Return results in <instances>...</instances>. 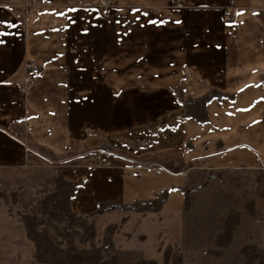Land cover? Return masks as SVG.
Masks as SVG:
<instances>
[{
	"label": "crops",
	"instance_id": "1",
	"mask_svg": "<svg viewBox=\"0 0 264 264\" xmlns=\"http://www.w3.org/2000/svg\"><path fill=\"white\" fill-rule=\"evenodd\" d=\"M72 154L87 205L165 215L215 171L257 174L264 257V0H0V168Z\"/></svg>",
	"mask_w": 264,
	"mask_h": 264
},
{
	"label": "rangeland",
	"instance_id": "2",
	"mask_svg": "<svg viewBox=\"0 0 264 264\" xmlns=\"http://www.w3.org/2000/svg\"><path fill=\"white\" fill-rule=\"evenodd\" d=\"M73 154L0 168V264H264L257 174L215 171L165 215L162 197L87 205Z\"/></svg>",
	"mask_w": 264,
	"mask_h": 264
},
{
	"label": "built area",
	"instance_id": "3",
	"mask_svg": "<svg viewBox=\"0 0 264 264\" xmlns=\"http://www.w3.org/2000/svg\"><path fill=\"white\" fill-rule=\"evenodd\" d=\"M30 4H39V5H50L52 3V0H27ZM110 0H99V4L101 7L106 8L109 5ZM225 20L227 22H232L235 19V11L232 4L229 5L227 9L223 12ZM24 69L26 71L27 77L34 76L39 73L40 67L39 65L32 59H28L24 62ZM25 90V87L23 88V91ZM101 151L103 155H109L110 149L108 146L104 143L101 146Z\"/></svg>",
	"mask_w": 264,
	"mask_h": 264
},
{
	"label": "snow or ice",
	"instance_id": "4",
	"mask_svg": "<svg viewBox=\"0 0 264 264\" xmlns=\"http://www.w3.org/2000/svg\"><path fill=\"white\" fill-rule=\"evenodd\" d=\"M176 23H179V21H177Z\"/></svg>",
	"mask_w": 264,
	"mask_h": 264
}]
</instances>
